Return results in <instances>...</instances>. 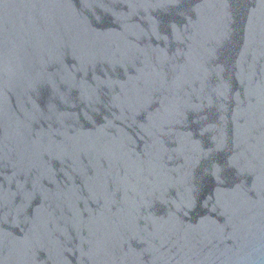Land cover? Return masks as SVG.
<instances>
[{
    "label": "water",
    "instance_id": "obj_1",
    "mask_svg": "<svg viewBox=\"0 0 264 264\" xmlns=\"http://www.w3.org/2000/svg\"><path fill=\"white\" fill-rule=\"evenodd\" d=\"M0 264H264V0H0Z\"/></svg>",
    "mask_w": 264,
    "mask_h": 264
}]
</instances>
